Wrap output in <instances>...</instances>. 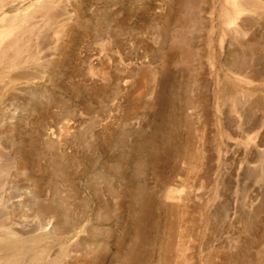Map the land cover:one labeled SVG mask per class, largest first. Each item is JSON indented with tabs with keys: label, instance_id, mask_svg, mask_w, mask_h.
<instances>
[{
	"label": "rangeland",
	"instance_id": "1",
	"mask_svg": "<svg viewBox=\"0 0 264 264\" xmlns=\"http://www.w3.org/2000/svg\"><path fill=\"white\" fill-rule=\"evenodd\" d=\"M187 1L48 0L0 66V264H264V3Z\"/></svg>",
	"mask_w": 264,
	"mask_h": 264
},
{
	"label": "bare ground",
	"instance_id": "2",
	"mask_svg": "<svg viewBox=\"0 0 264 264\" xmlns=\"http://www.w3.org/2000/svg\"><path fill=\"white\" fill-rule=\"evenodd\" d=\"M25 1H27V0H0V12H4L5 8L7 6H14L16 9L20 8V10H18L17 12H14L12 14L4 13V14H2V16L0 18V66L1 65L3 66V64H4V65H6L5 67H7L8 70L12 69L14 66L19 65L21 63H25L28 61H34L35 60L36 52H33L34 54L30 53L29 51H31V49L29 50L28 49L29 47L28 48L26 47L27 45L25 46L26 47L25 48L23 46V45H25V44H23V42H22L23 45L20 44L21 39L23 40V38H25V40L27 42V40L30 39L29 37H30L33 29H35L34 27H35L36 23L48 24V18L52 17L51 13H50V8H48V0H30L29 3H27L26 5H23V3ZM196 1H198V0H196ZM260 1L261 0H226V2H229V3L232 2L231 4H234V5H232L233 8L230 6L231 4L229 5V7L232 8L233 10L231 9L232 13H230V11H228L226 9V8H228V6L227 7L225 6L226 8L224 7V9L221 12V16H222L221 20L224 19V22L225 21L228 22L231 20L233 21V19H235V18L242 20L241 17H239L240 14L242 13V11H244L246 9H250L253 11L259 10V8H261L263 3H264L263 1L262 2H260ZM184 2H186V1H184ZM191 2H192V0L188 4V1H187V3H185L184 5L186 6L188 4L189 6H191V4L193 3V2L192 3ZM227 4L228 3H226V5ZM189 16L193 17V15H189ZM229 16H230V18H229ZM228 18H229V20H228ZM234 22H236V21H234ZM237 24H238V21H237ZM35 31H37V30H35ZM249 36H250V40L252 39V40L257 41V43L255 42L256 45L260 48L261 51H263L262 50L263 49L262 43L264 41L262 43H260V41H261L260 35L257 36L254 33V35H252V36L249 35ZM19 44L22 45V47ZM33 49L34 48H32V50ZM180 49H178V50H180ZM183 49H184V47H183ZM184 52H186V49ZM192 52H194V50ZM184 54H187V53H184ZM188 56H190V55H188ZM259 67H260V69L255 71V72L252 70L254 73H252V76L251 75L250 76L254 79H258L259 81H264V63L262 66L260 65ZM238 71H240V70H238ZM3 73H4V71H0V79H1V76L3 75ZM9 78H10L9 83H11V82L14 83V81H16L17 79L20 78V75L16 76V74H15V75L10 76ZM247 79H250V77H247ZM224 92L226 93L225 90H224ZM24 244L25 243L23 242L22 239H13V237H3L0 239V246L2 247V249L4 251L9 249L7 252H4V255H6L5 257L10 259L14 263L18 261L21 254L23 253L22 250H23ZM10 249L14 250L13 253L11 252Z\"/></svg>",
	"mask_w": 264,
	"mask_h": 264
}]
</instances>
